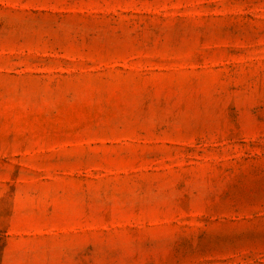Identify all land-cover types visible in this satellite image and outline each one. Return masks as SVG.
I'll list each match as a JSON object with an SVG mask.
<instances>
[{"label": "rangeland", "instance_id": "rangeland-1", "mask_svg": "<svg viewBox=\"0 0 264 264\" xmlns=\"http://www.w3.org/2000/svg\"><path fill=\"white\" fill-rule=\"evenodd\" d=\"M0 264H264V0H0Z\"/></svg>", "mask_w": 264, "mask_h": 264}]
</instances>
